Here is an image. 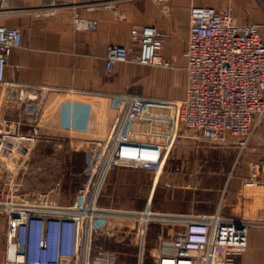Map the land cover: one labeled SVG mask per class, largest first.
Here are the masks:
<instances>
[{"label": "crops", "instance_id": "obj_1", "mask_svg": "<svg viewBox=\"0 0 264 264\" xmlns=\"http://www.w3.org/2000/svg\"><path fill=\"white\" fill-rule=\"evenodd\" d=\"M202 4L219 10L232 7L235 21L255 23L264 42V0H0V24L16 27L22 35L21 45L7 58L5 78L33 87L22 102L5 98L0 91V116L17 121L20 135L17 145L0 147V199L7 197V186L15 180L21 181L19 197L25 200L52 197L47 195L54 193L49 188L40 189L57 185V151L102 152L105 142L96 136L111 129L117 113L100 93L182 99L190 8ZM145 25L160 31V54L173 67L127 61L106 71L107 46L132 45L137 51L133 36ZM47 88L55 90H42ZM55 139L85 140L92 147L51 145L44 159L50 174L41 175L39 155L45 149L41 144ZM241 139L227 133L212 142L181 129L158 171L112 168L98 205L143 210L152 219L146 225L132 216L97 219L94 255H106L108 264H155L154 253L162 241L182 228L178 218L218 213L256 222L246 231L247 247L236 264H264V125L254 130L239 153ZM92 162L86 161L87 169ZM12 163L17 166L11 168ZM253 165L259 170L256 177H251ZM26 184L33 189H25ZM58 193L66 197L63 190ZM49 201L68 205L72 199ZM6 225L0 209V264L5 259Z\"/></svg>", "mask_w": 264, "mask_h": 264}, {"label": "built area", "instance_id": "obj_2", "mask_svg": "<svg viewBox=\"0 0 264 264\" xmlns=\"http://www.w3.org/2000/svg\"><path fill=\"white\" fill-rule=\"evenodd\" d=\"M133 40L138 44L137 51L132 45L107 46L106 71L127 61L173 67L160 54L162 35L154 25L143 26ZM21 42L18 28L0 24V91L5 98L7 95L22 102L25 92L33 87L5 78L7 58ZM183 56L182 99L100 93L117 113L116 119L108 132L96 136L105 147L92 177L76 189L70 204L28 201L19 197L21 181L8 184L7 197L0 199V209L7 217L4 264H108L106 255H94L92 251L95 221L107 216H132L146 225L152 219L143 210L98 206L112 168L158 171L181 129L198 132L212 142L227 133L241 136L238 152L245 148L254 130L264 125V42L258 26L237 23L230 6L219 10L213 5H193ZM42 90L48 93L55 89ZM19 139V123L0 116V147L17 145ZM16 166L12 163L11 168ZM258 174V167L253 165L251 177ZM178 220L182 228L162 241L154 253L155 264H236V257L247 247L246 231L256 224L218 213L187 215Z\"/></svg>", "mask_w": 264, "mask_h": 264}, {"label": "rangeland", "instance_id": "obj_3", "mask_svg": "<svg viewBox=\"0 0 264 264\" xmlns=\"http://www.w3.org/2000/svg\"><path fill=\"white\" fill-rule=\"evenodd\" d=\"M145 67V66H144ZM149 67V66H147ZM153 67V66H150ZM159 68V67H158ZM61 141V140H60ZM58 141V139H55L54 141H48L45 144H41V148L44 147L45 149H41L40 153H44V154H40L39 155V160L41 162L42 165V170H41V175L46 174L49 175L50 173H48V169H47V162L44 161V159L47 158V152H48V148H51L52 146L57 145L59 146H83L84 148H89L92 147V145L88 144L87 142H84L85 140H80L81 142H76L74 140L72 141H66V142H60ZM83 144V145H81ZM57 155L56 157V171H55V181H57V185L61 184L60 187L59 186H53V187H48V186H43L41 187V191L46 192L47 189L49 188L50 191L54 192L53 194H47V195H52V197H38V198H42V199H53L55 201L60 202H68L72 199H74V193L76 191V189L83 183H85L86 181H88L95 170L96 164L98 162V159L101 155V152L99 151L98 153L95 152V150H89V151H73L71 150L69 153H59V151H57ZM49 156V155H48ZM86 161H93L92 164L90 165V167L87 169L88 166H86ZM20 181V180H19ZM23 187L25 189L28 190H32L33 188L26 185H23ZM58 189V190H57ZM61 192L63 190L64 194L66 195V197H62V195H60L58 192ZM67 194H70V197H67ZM27 199H30L31 197H26ZM99 206V205H98ZM100 207V206H99ZM104 208V207H102ZM104 209H110L111 208H104ZM108 215V214H107ZM113 217V216H112ZM103 218H111V216H107V217H103ZM96 223V222H95ZM96 225V224H95ZM94 225V228H95ZM93 238H94V230H93Z\"/></svg>", "mask_w": 264, "mask_h": 264}]
</instances>
